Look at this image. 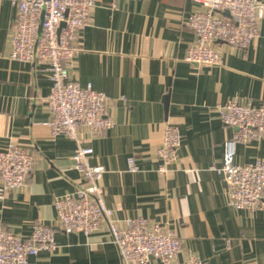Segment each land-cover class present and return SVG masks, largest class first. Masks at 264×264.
Returning <instances> with one entry per match:
<instances>
[{"label":"crops","instance_id":"obj_1","mask_svg":"<svg viewBox=\"0 0 264 264\" xmlns=\"http://www.w3.org/2000/svg\"><path fill=\"white\" fill-rule=\"evenodd\" d=\"M16 1L0 0V149L14 141L34 163L26 185L5 190L0 182V228L25 237L35 223L54 227V249L26 264H121L106 223L89 234L57 225L55 198L84 180L72 159L75 141L53 135L47 124V64L9 58ZM203 10L191 0H95L69 73L106 93L113 126L101 135L85 125L76 132L93 149L90 164L104 167L102 199L119 229L139 217L159 222L181 242L178 262L194 255L202 264H264V210L230 206L214 170L235 130L216 105H264V20L244 48L215 43L220 64L195 65L185 61L195 40L187 19ZM166 124L178 126L181 144L161 172L156 148ZM130 156L137 171L127 167ZM256 159L264 160V138L237 144L235 163Z\"/></svg>","mask_w":264,"mask_h":264},{"label":"built area","instance_id":"obj_2","mask_svg":"<svg viewBox=\"0 0 264 264\" xmlns=\"http://www.w3.org/2000/svg\"><path fill=\"white\" fill-rule=\"evenodd\" d=\"M204 8L191 13L187 25L195 40L187 49L185 61L195 65H218L221 56L217 42L244 48L259 35L264 20V2L260 0H191ZM17 14L12 27L9 58L47 64L51 88L47 97L52 116L47 122L53 135L63 134L76 143L72 155L75 169L84 183L72 193L54 200L57 225L65 233L89 234L106 223L121 264H147L151 258L161 264H202L190 255L178 262L181 242L175 233L159 222L142 217L129 219L119 229L112 219V209L103 203L100 179L102 165H91L93 149L84 146L77 127L85 125L96 135L113 126L108 96L90 83L80 86L70 77V69L79 50V39L88 24L95 0H17ZM63 23V25H62ZM222 123L235 130L224 141L223 163L214 170L222 176L228 204L235 209L264 210V160L246 164L234 162L238 143L264 138V105L229 100L216 105ZM181 135L177 125L166 124L156 154L164 172L179 157ZM34 155L18 143L9 141L0 149V182L5 190L27 184ZM130 171H137L134 156L127 159ZM55 247L53 226L35 223L28 236L0 228V264H26L30 256L51 252Z\"/></svg>","mask_w":264,"mask_h":264},{"label":"water","instance_id":"obj_3","mask_svg":"<svg viewBox=\"0 0 264 264\" xmlns=\"http://www.w3.org/2000/svg\"><path fill=\"white\" fill-rule=\"evenodd\" d=\"M62 25H63V23H62Z\"/></svg>","mask_w":264,"mask_h":264}]
</instances>
